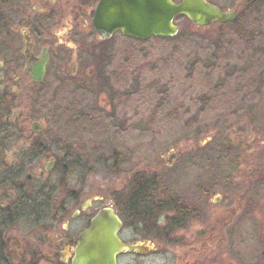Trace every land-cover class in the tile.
Returning a JSON list of instances; mask_svg holds the SVG:
<instances>
[{"label": "rangeland", "instance_id": "374dc122", "mask_svg": "<svg viewBox=\"0 0 264 264\" xmlns=\"http://www.w3.org/2000/svg\"><path fill=\"white\" fill-rule=\"evenodd\" d=\"M208 1L222 11L236 8L235 20L196 27L186 18H176L179 32L173 41L150 38L134 45L116 36L103 45L101 87L87 83L85 91L73 88L55 93L39 117L45 126L40 134L45 151L39 152L34 171L43 174V164L54 158L59 167L72 173V191L81 187L86 197L114 201L131 199L137 184L145 187L167 179L172 185L169 200L179 196L185 201L193 195L201 151L223 145L234 150L231 142L239 145L244 139V145L234 151L240 157L230 175L235 191L220 188L213 192L212 197L221 200L213 206L214 227L211 230L208 225L206 236L214 250V264H260L264 258V147L260 146L264 141V79L255 84L258 91L249 89L248 95L256 97L253 106L244 107L243 101L250 80L255 89L252 76L257 71L246 62L252 56L261 57L264 67V16L255 39L250 20L244 22L239 16L242 9L237 5L243 1ZM21 5L22 11L33 12V0H23ZM5 13L11 14L9 9ZM89 34L87 42L95 43V35ZM100 102L107 106L98 119L94 114ZM83 113L97 118L92 121L95 127L81 120ZM169 160L171 167L166 163ZM227 168L224 162L220 165L219 179ZM47 182L55 184L56 174ZM249 184L254 186L249 188ZM250 205L251 216H245L249 219L237 221L244 206ZM174 223L166 222V231H156L160 234L153 229L146 234L143 224L138 226L151 243L168 248L143 264H178L180 248L197 245L195 231L207 227L188 220L176 230Z\"/></svg>", "mask_w": 264, "mask_h": 264}, {"label": "flooded vegetation", "instance_id": "af4514ba", "mask_svg": "<svg viewBox=\"0 0 264 264\" xmlns=\"http://www.w3.org/2000/svg\"><path fill=\"white\" fill-rule=\"evenodd\" d=\"M33 1V12L20 9L23 0L0 2V264H72L78 252V238L101 212L111 213L118 219L120 229L116 238L121 245L132 248L131 251L122 249L116 256V264H143L154 254L168 252L162 243H151L145 232L138 231L140 224L148 234L152 229L155 232L166 231V222L171 221L177 223V229H180L188 220L202 222L207 227L195 231L197 245L193 243L190 247L180 248L182 252L178 264H214L215 260L211 258L214 250L206 235L209 234L208 225H212L211 230L214 227L213 206L219 203L221 197H212V194L220 188L229 193L235 191L230 175L232 166L240 159L235 152L244 145V139L239 145L231 142L234 150L225 145L219 147L223 149L224 164L228 166L226 173L221 179L209 173L210 179L204 183L199 172L191 201L153 202L151 197L155 193L152 188L164 189L159 195L165 197L168 195L165 189L172 187L156 183H148L144 187L148 189L147 200L114 201L101 196L86 197L81 187L72 191L69 184L72 173L66 167H59L54 158L43 164V174L35 172L39 152L45 151L40 135L45 126L39 117H43L44 111L50 107L55 93L73 88L85 91L87 83L102 85V78H98L102 77L103 45L109 44L114 37L137 42H146L150 38L140 41L123 36L119 30H115L109 38L97 34L93 20L103 0ZM240 1L243 2L237 5L242 9L239 16L244 22L250 20L251 27L254 26L251 30H256L252 37L257 39L260 35L258 25L264 16V0ZM6 9L10 10V15L5 13ZM222 12L234 13V21L238 10L229 8ZM87 32L95 35V43L87 42V36H91ZM249 60L246 62L249 68L254 67L257 71L252 76L255 89L250 84L251 80L249 86L246 84L244 107L253 106L256 97L248 94L250 90L258 91L255 84L264 79L261 57L252 56ZM103 101L106 102V98ZM98 105L94 115L100 119L107 105L101 102ZM82 115L81 120L95 127L92 121L97 118L86 113ZM260 146L264 147V141L260 142ZM166 163L168 167L172 166L170 160ZM51 174L57 176L55 184L47 182ZM38 182L40 185L36 184ZM254 184H249V188ZM57 196L60 198L57 199ZM141 203L150 207L145 210L151 214L148 219L136 216V213L144 211L136 207ZM252 211L253 205L244 206L237 221L249 219L245 216H251ZM229 213L236 212L231 210ZM167 214L172 215L158 224L159 218ZM200 242L203 245H198ZM145 249L147 252H143ZM262 261L264 258L260 259Z\"/></svg>", "mask_w": 264, "mask_h": 264}, {"label": "water", "instance_id": "95a60500", "mask_svg": "<svg viewBox=\"0 0 264 264\" xmlns=\"http://www.w3.org/2000/svg\"><path fill=\"white\" fill-rule=\"evenodd\" d=\"M96 10L93 27L97 34L109 38L119 30L123 36L140 41L150 37H175L179 27L174 20L178 16L196 27L227 24L235 16L205 0H103ZM119 229L120 222L115 216L101 212L78 238V252L72 264H116V256L122 249L132 250L117 240Z\"/></svg>", "mask_w": 264, "mask_h": 264}, {"label": "trees", "instance_id": "16d2710c", "mask_svg": "<svg viewBox=\"0 0 264 264\" xmlns=\"http://www.w3.org/2000/svg\"><path fill=\"white\" fill-rule=\"evenodd\" d=\"M3 2V3H9L11 1H15V0H0V2ZM178 19H181V18H184V17H177ZM177 38H151L152 41H162V40H165V41H173ZM131 40L133 43L132 44H136V43H139L137 42L136 40H132V39H129ZM134 47V46H132ZM204 108V107H203ZM202 108V110H203ZM201 111V109H200ZM200 111L198 112V115L200 114ZM219 147H216L214 149H212V151H201L200 155H198V164H200V173H201V176H210V174H213L214 177L216 178H219L220 177V171H219V167L220 165L225 162V156L223 154V150L221 149H218ZM222 176V175H221ZM217 180V179H216ZM207 183V179L206 178H203L201 182H204ZM152 183V182H151ZM153 183H156V184H165V185H169L170 183L168 182V180L166 179V181H159V180H154ZM139 184H137V187H135L132 191V195H131V199L132 200H147V196L144 195V193H146L148 191V189H144V187H141L140 185L138 186ZM153 191L155 193V195L152 198L153 202H158L160 200H169V197L168 195L165 196V197H162L161 195H159V193H162L164 189H158V188H152ZM167 190V191H166ZM165 191L168 193L170 192L171 190L166 188ZM176 199L175 200H183V198L181 197H175ZM189 200L191 201L192 198L189 197V198H185V200ZM136 207H138V210H144V211H141L140 213H136V216H144L146 217L147 219L149 218V216L151 214H149L148 212H146L145 210L149 209L150 207H147L145 206V203H141L139 205H136ZM175 225L173 226L174 229H177L178 226H177V223H174ZM176 227V228H175ZM260 264H264V261H262V263Z\"/></svg>", "mask_w": 264, "mask_h": 264}]
</instances>
